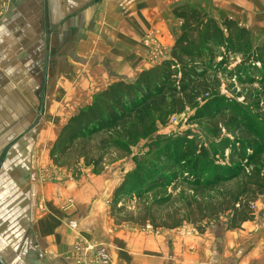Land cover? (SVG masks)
I'll return each instance as SVG.
<instances>
[{
    "label": "crops",
    "instance_id": "1",
    "mask_svg": "<svg viewBox=\"0 0 264 264\" xmlns=\"http://www.w3.org/2000/svg\"><path fill=\"white\" fill-rule=\"evenodd\" d=\"M0 4L4 7L0 133L7 136L26 134V120L35 125L39 117L46 122L58 117L63 126L109 86L134 83L141 72L159 64L145 48L147 35L155 33L169 54L181 24L174 10L207 6L203 0H0ZM209 6L225 7L223 20L264 37V0H209ZM132 170L121 163L108 179L82 176L38 188L36 212H25L22 232L11 243L23 248L18 262L9 263L1 255L0 261L264 264L263 196L249 202L250 207L255 205L252 219L235 228L229 222H215L202 225L200 232L195 228L198 235L187 236L194 227L149 230L131 223L117 225L108 216L109 200ZM13 182L25 184L24 193L34 192L28 176ZM64 201L71 203L66 212ZM9 221L3 222L7 228Z\"/></svg>",
    "mask_w": 264,
    "mask_h": 264
},
{
    "label": "rangeland",
    "instance_id": "2",
    "mask_svg": "<svg viewBox=\"0 0 264 264\" xmlns=\"http://www.w3.org/2000/svg\"><path fill=\"white\" fill-rule=\"evenodd\" d=\"M203 2L207 6H200L206 14L221 24L225 20H223L225 7L211 8L209 0H203ZM179 23H181L178 30L180 33L182 22L179 21ZM150 34L144 39V45H147L146 42ZM249 34L252 49L264 44V37L253 36L250 31ZM156 42L159 49H162V54H157L159 49L152 45L145 47L148 53L150 52L153 59L159 64L170 60L172 51L168 54L158 38ZM216 52L223 51L216 50ZM242 60V56L234 55L226 63H221L220 57L212 62L207 77L208 89L213 90L212 94H206L204 89L200 88L196 91L191 103L186 104L183 111L172 114L164 122L158 123L156 132L131 146L127 155H121L113 149L97 152L94 148L99 139H92L82 143L77 142L62 157L59 155L51 157L52 146L61 129L69 121L67 120L62 126L63 120L58 117L47 122L39 117L35 121L36 125L37 121L41 120V127L38 126V129L34 128L33 120L30 121V124L26 120V134L7 136L0 133V255L9 263L18 262L19 250L23 248L11 243H16L22 232L27 220L25 212L28 209L31 213L36 212L34 198L38 188L42 189L43 186L55 182L64 184L66 181H78L82 176L108 179L110 176L116 175L115 170L121 163L124 166H132V171H134L143 159L150 158L167 141L179 137L194 140L196 144L203 146L208 151L209 159H205L202 163L203 166L207 164L204 168L205 179L214 177L216 173H219L221 178H225L229 175L230 169L235 166L242 167V175L236 180L223 179L225 181L217 183L214 189L200 187L194 189L182 182L183 172L178 168L176 171L178 172L177 180H173L174 176H171L169 180L172 181L169 186L162 187L143 199L134 197L131 201L121 202L118 207H114L112 206V196L108 205L110 220L117 225L131 223L152 228H155L154 225L183 224L194 227L199 232L202 225L207 226L215 222H229L231 225L233 211L219 212L220 202H223L224 199L231 201L233 198L240 197L246 177L253 172L254 168H261L264 175V148L261 149V141L257 138V131H260L261 122L264 119V88L259 81L261 75L264 74V69L258 65L257 73L249 74V77H244L240 82L231 76V72ZM214 96L223 97L229 109L214 116H206L205 119L194 120L196 112L203 106L205 100ZM254 143H256L255 148L261 149L258 154H253L249 148V145ZM243 145L244 148H242ZM23 176H28L33 182L34 192L27 189L24 193L22 187L25 184L13 182V179L17 181ZM184 176L187 177V175ZM189 182L194 181L190 180ZM249 196L245 194L240 199L248 200ZM28 197L30 198L28 199ZM166 198H170L168 199L169 203L149 210L155 200ZM193 198L200 199L202 205H194ZM24 201H26L25 205ZM68 202L70 201L63 202L64 212L71 205ZM191 203L192 208L189 205ZM121 207H124L125 210L118 213L117 210ZM7 210L8 214H6ZM188 210L192 212L191 217H187L190 213ZM250 210L252 212L251 207ZM19 220L21 221L19 222ZM8 221L7 228L3 222Z\"/></svg>",
    "mask_w": 264,
    "mask_h": 264
},
{
    "label": "trees",
    "instance_id": "3",
    "mask_svg": "<svg viewBox=\"0 0 264 264\" xmlns=\"http://www.w3.org/2000/svg\"><path fill=\"white\" fill-rule=\"evenodd\" d=\"M174 15L182 22V26L172 48L171 59L141 72L134 83L117 82L95 95L92 103L70 118L61 129L52 146L51 157H62L77 142L92 139H99L94 148L97 152L113 149L121 155H127L131 146L156 132L158 123L183 111L200 88L204 89V93L212 94L213 90L208 89L207 77L212 62L219 57L222 59L221 63H226L234 55L243 57L231 72V76L240 82L244 77H249V74L257 73L258 65L264 69V44L252 49L249 31L240 28L233 20L225 19L220 24L208 16L200 5L178 7L174 10ZM216 50L223 52L218 53ZM259 81L264 88V74ZM225 101L223 97L217 96L206 99L193 119H205L206 116H214L229 109ZM257 135L262 149L264 119ZM254 145L256 143L250 144L249 148L253 154H258L261 149ZM205 159H209L208 151L194 140L179 137L167 141L125 176L113 194L112 206L118 207L121 202H129L134 197L143 199L148 194L169 186L171 176H174L173 180L178 179V168L183 172L182 182L194 189H214L217 183L225 181L223 179L236 180L243 173L242 167L235 166L225 178L216 173L214 177L205 179L204 168L207 164L202 165ZM190 180L194 182L190 183ZM243 187L241 195H251L248 200L240 199V195L231 201L224 199L218 206L219 212L233 211L231 228L252 219L249 202L264 196L262 169L254 168L246 177ZM168 199L170 198L155 200L149 210L169 203ZM192 203L202 205L197 198H193ZM192 203L189 204L190 208ZM124 210L121 207L117 212L122 213ZM189 212L187 217H191L192 212ZM182 225L154 226L179 228Z\"/></svg>",
    "mask_w": 264,
    "mask_h": 264
},
{
    "label": "built area",
    "instance_id": "4",
    "mask_svg": "<svg viewBox=\"0 0 264 264\" xmlns=\"http://www.w3.org/2000/svg\"><path fill=\"white\" fill-rule=\"evenodd\" d=\"M3 13H4V7H3V5L0 4V21L2 19ZM156 39H157L156 34L152 33L148 37L146 44L155 46V47H157V49H159V46H158V44L156 42ZM157 54H162V49L161 48L158 50ZM251 209H252V211H254L255 210V205H251ZM147 229L152 230L153 228L151 226H147ZM193 234H197L198 235V231L195 228L192 229L191 232H186L187 236H191Z\"/></svg>",
    "mask_w": 264,
    "mask_h": 264
},
{
    "label": "water",
    "instance_id": "5",
    "mask_svg": "<svg viewBox=\"0 0 264 264\" xmlns=\"http://www.w3.org/2000/svg\"><path fill=\"white\" fill-rule=\"evenodd\" d=\"M0 264H3V263L0 261Z\"/></svg>",
    "mask_w": 264,
    "mask_h": 264
}]
</instances>
